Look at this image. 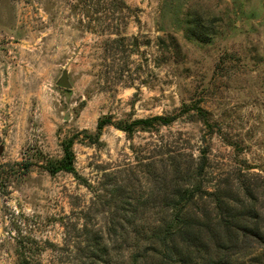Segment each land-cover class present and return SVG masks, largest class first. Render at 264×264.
<instances>
[{
    "label": "rangeland",
    "instance_id": "374dc122",
    "mask_svg": "<svg viewBox=\"0 0 264 264\" xmlns=\"http://www.w3.org/2000/svg\"><path fill=\"white\" fill-rule=\"evenodd\" d=\"M155 116L177 120L114 125ZM71 137L79 175L51 174ZM0 146L30 166L0 179V264L21 243L40 264H186L148 238L196 185L254 217L223 263L264 264V0H0ZM214 198L186 209L215 223Z\"/></svg>",
    "mask_w": 264,
    "mask_h": 264
},
{
    "label": "trees",
    "instance_id": "16d2710c",
    "mask_svg": "<svg viewBox=\"0 0 264 264\" xmlns=\"http://www.w3.org/2000/svg\"><path fill=\"white\" fill-rule=\"evenodd\" d=\"M185 110H194L205 123H208L207 112L197 104L193 105V107L185 106ZM176 120L177 116H155L147 119H137L131 123L119 122L114 124L111 119H105L99 122L97 135L86 136L89 140L97 143L102 135L103 129L110 124L116 125L117 128L126 132L129 136H132L137 130L149 131L156 126H169ZM74 142V137L64 141L63 157L59 160L49 161L47 170L51 174L54 175L59 172H67L75 175V177L79 175L75 168L76 156L73 151ZM203 158L206 157L203 156ZM205 166L206 163L202 162L194 171L190 170L187 177L194 181L197 176L199 177L204 174ZM16 167H19L20 170H25V172L30 168L28 164L24 165L21 163L1 165L0 179L2 178V173L4 174L3 170ZM177 183L178 186L181 185L179 180ZM1 185L3 186V184ZM6 186L7 185H4V187ZM201 188L202 186L197 185L193 188H183V186L181 188H175L172 192L173 196L170 202H168L169 207L173 210L171 221L157 222L152 231H150L151 237L149 236L148 240L150 239L160 246L163 245L167 247V249H169L168 243H172L174 246L179 243L182 246L188 244L186 248H191L192 251H188L186 261L184 262L186 264H191L195 260L197 264H225L221 257L232 252V249L235 248L233 244H238L240 231H243L244 235L247 233L250 235L252 231L250 230L251 223H249V219L254 217H252V214V216L248 217L249 215H247V213L238 212L236 208L229 207L224 203L226 200L224 198L221 199L218 193H210ZM205 196L209 198L215 197V205L218 211V220L215 223L202 220L201 218H195V215L189 214L190 212L186 209V205L188 206L189 203L197 204L198 199L202 200ZM204 231H207L209 235L210 242L208 243L211 244L209 248H206L202 241ZM254 233L256 236H259L256 231H254ZM30 250L31 247L25 246L23 243L20 244L18 248L20 264H40L38 261H34L33 258L26 255ZM171 254L172 256L174 254L172 250ZM193 254H195L193 258H190ZM213 257L215 258L213 259Z\"/></svg>",
    "mask_w": 264,
    "mask_h": 264
},
{
    "label": "water",
    "instance_id": "95a60500",
    "mask_svg": "<svg viewBox=\"0 0 264 264\" xmlns=\"http://www.w3.org/2000/svg\"><path fill=\"white\" fill-rule=\"evenodd\" d=\"M58 86L64 89H69L71 88L70 82H69V76H68V72L65 71L62 75V77L60 78V80L58 81ZM68 117H66L67 119ZM4 151V147L0 146V156L2 155Z\"/></svg>",
    "mask_w": 264,
    "mask_h": 264
}]
</instances>
